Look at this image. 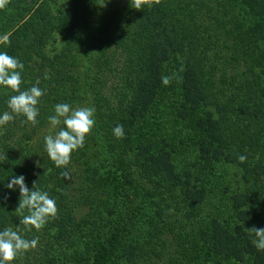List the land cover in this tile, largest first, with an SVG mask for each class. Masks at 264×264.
Masks as SVG:
<instances>
[{
    "label": "trees",
    "instance_id": "trees-1",
    "mask_svg": "<svg viewBox=\"0 0 264 264\" xmlns=\"http://www.w3.org/2000/svg\"><path fill=\"white\" fill-rule=\"evenodd\" d=\"M5 34L21 90H45L33 126L0 86V116H14L0 126V231L39 239L10 264H264L248 230L264 228V0H10ZM88 89L94 133L66 167L44 140L28 148ZM17 175L56 202L39 231L20 223Z\"/></svg>",
    "mask_w": 264,
    "mask_h": 264
},
{
    "label": "clouds",
    "instance_id": "clouds-1",
    "mask_svg": "<svg viewBox=\"0 0 264 264\" xmlns=\"http://www.w3.org/2000/svg\"><path fill=\"white\" fill-rule=\"evenodd\" d=\"M10 0H0V9L6 7ZM132 6L136 9H142L143 5L151 7L153 3L159 4L160 0H131ZM0 43H10L8 35L0 37ZM24 69V64L16 57L9 55L7 52H0V86L11 88L18 93L13 95L8 100V107L12 113L16 115H24L28 122L35 126L37 116L39 115L40 98L45 95V90L38 87L40 81H36V86L30 89L21 90L22 76L21 72ZM162 83L165 86L172 82L168 76H162ZM95 107H76L73 108L70 104L60 103L55 105V115L49 116V122L53 128L61 124L66 127H61L55 134H49L45 137L46 152L49 158L57 167H66L71 161L73 151L82 148L85 143V138L91 133L96 124ZM14 116L9 112H4L0 116V126L12 121ZM113 133L118 139L125 137L124 125L118 124L114 127ZM241 163L247 160L245 155L238 157ZM65 178H70L68 172H63ZM24 175H17L7 184L9 189L19 187L20 202L18 211L27 209L28 214L23 215L20 223L23 224L28 231L34 227L37 231L41 230L47 223L49 217H56L58 208L54 199L50 198L48 192L41 191L36 188L34 183L33 190H30L25 182ZM5 199L7 197H4ZM254 233L256 239L253 240L254 245L258 250H264V228L253 226L248 229ZM39 239L31 240L23 238L19 230H13L11 227L0 231V264H10L21 253L27 252L37 247Z\"/></svg>",
    "mask_w": 264,
    "mask_h": 264
},
{
    "label": "rangeland",
    "instance_id": "rangeland-1",
    "mask_svg": "<svg viewBox=\"0 0 264 264\" xmlns=\"http://www.w3.org/2000/svg\"><path fill=\"white\" fill-rule=\"evenodd\" d=\"M61 42V41H60ZM60 42L59 43H54L56 46L57 49H54V52L58 51L59 50V46H60ZM83 67V68H82ZM80 73H81V77H80V80H84L85 79V75L87 74V70H86V66H84V62L80 65V69H79ZM82 92H84V90H82ZM81 92V94H83ZM86 92V97L84 98H80V101L79 103L77 104V107H95V116L94 118L96 117V111H97V108L96 106L98 107L100 105V101L99 99L97 98H94L96 96H99L97 95L96 91L94 90H91V89H88ZM90 97H91V100H90ZM94 98V99H93ZM94 100V101H92ZM64 124H63V118H61V124L58 125L57 127L53 128V126L50 124V122L46 123L45 125H43L42 127L38 128L35 133H34V137H33V140L32 142L29 144L28 148L31 149V146H35L36 144H38L41 140H44V143H45V137L49 134H55V132H57L61 127H63ZM94 133V129L91 131V133L89 134V136ZM93 138L89 139V147L90 149H93L92 147V144H93ZM97 148V151L99 150V147L95 146L94 149ZM93 149V150H94ZM100 158V157H99ZM100 162V160H98ZM106 162H104L105 164ZM106 169V168H105ZM108 169V168H107ZM70 172V171H69Z\"/></svg>",
    "mask_w": 264,
    "mask_h": 264
}]
</instances>
